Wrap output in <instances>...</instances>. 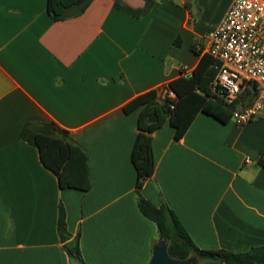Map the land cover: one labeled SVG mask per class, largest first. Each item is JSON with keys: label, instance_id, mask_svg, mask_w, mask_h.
<instances>
[{"label": "crops", "instance_id": "obj_1", "mask_svg": "<svg viewBox=\"0 0 264 264\" xmlns=\"http://www.w3.org/2000/svg\"><path fill=\"white\" fill-rule=\"evenodd\" d=\"M92 0L61 21L47 0H0V264H72L59 205L86 264H148L159 240L138 206L131 154L140 109L124 108L207 64V34L233 0ZM205 62V63H204ZM186 65L190 72H182ZM252 89V86H249ZM256 97L240 98L241 105ZM55 122L89 159L91 189H61L27 124ZM152 134L155 172L142 195L167 205L202 249L264 247V118L238 126L198 112L181 138ZM249 157L254 162L246 165Z\"/></svg>", "mask_w": 264, "mask_h": 264}, {"label": "trees", "instance_id": "obj_2", "mask_svg": "<svg viewBox=\"0 0 264 264\" xmlns=\"http://www.w3.org/2000/svg\"><path fill=\"white\" fill-rule=\"evenodd\" d=\"M91 1L47 0L46 9L53 21H61L67 18L71 11H76V14L85 12ZM115 6L135 18H140L150 12L153 2L146 0L145 6L140 9L122 5L119 1L115 2ZM206 59L207 64H202L190 76L171 82L166 87L177 95L176 100L164 96L159 98L158 91L153 90L124 108L126 113L140 109L139 133L131 154L137 172L138 206L142 214L156 224L159 239H167L169 252L174 258L184 260L196 256L199 264H264V247H255L244 253L199 248L167 205L156 206L141 193L145 183L155 172L152 146L154 132L170 124L176 130V137L181 138L198 112H203L223 123L231 119L232 106L226 104L223 97L211 91L210 86L215 79L216 71L212 67L214 61L211 56ZM250 86L252 89L249 87L245 91L244 98L256 97L258 94L256 84ZM21 138L37 148L42 165L56 175L61 189L73 188L82 191L91 189L88 155L69 131L55 122H42L36 126L27 124L22 130ZM58 234L70 260L79 263L78 260L83 259L80 235L72 237L69 232L66 210L62 203L59 205Z\"/></svg>", "mask_w": 264, "mask_h": 264}, {"label": "built area", "instance_id": "obj_3", "mask_svg": "<svg viewBox=\"0 0 264 264\" xmlns=\"http://www.w3.org/2000/svg\"><path fill=\"white\" fill-rule=\"evenodd\" d=\"M206 41L216 71L210 88L232 106L231 119L244 126L264 118V0H233L222 21L207 34ZM179 68L190 72L186 65ZM250 84L259 85L261 91L253 103L243 106L240 98ZM163 96L177 99L168 88ZM253 162L249 157L244 161L246 165Z\"/></svg>", "mask_w": 264, "mask_h": 264}, {"label": "water", "instance_id": "obj_4", "mask_svg": "<svg viewBox=\"0 0 264 264\" xmlns=\"http://www.w3.org/2000/svg\"><path fill=\"white\" fill-rule=\"evenodd\" d=\"M79 264H86L84 259H79ZM148 264H199L196 256L188 259H177L171 256L167 239H159L153 247L152 256Z\"/></svg>", "mask_w": 264, "mask_h": 264}, {"label": "rangeland", "instance_id": "obj_5", "mask_svg": "<svg viewBox=\"0 0 264 264\" xmlns=\"http://www.w3.org/2000/svg\"><path fill=\"white\" fill-rule=\"evenodd\" d=\"M244 93H246V92H244ZM72 264H79V263L77 261H72Z\"/></svg>", "mask_w": 264, "mask_h": 264}]
</instances>
